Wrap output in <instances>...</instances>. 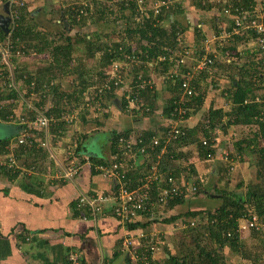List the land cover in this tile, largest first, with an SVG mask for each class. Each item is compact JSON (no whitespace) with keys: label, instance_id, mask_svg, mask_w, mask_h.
<instances>
[{"label":"crops","instance_id":"obj_1","mask_svg":"<svg viewBox=\"0 0 264 264\" xmlns=\"http://www.w3.org/2000/svg\"><path fill=\"white\" fill-rule=\"evenodd\" d=\"M10 1L0 0V10H2L3 4H9ZM19 1L23 2V6H26V12H28L35 31L46 34L47 32L56 33L62 29L63 22H67L63 9L73 0ZM107 2L113 4L112 7H114L115 11L119 9L116 1L107 0ZM145 2L150 4L152 0H145ZM175 4H178V7L176 12L173 13L171 11ZM223 7L224 3L222 0H175L170 11L163 15V17H166L160 21L161 26L168 29L171 22H177L178 27L184 30L177 37L184 44L191 46L195 44V32L199 28L204 34L202 45L205 52L201 57L189 56L185 58V63L180 66H176L175 57L172 59L175 61H170L174 65L166 71L161 70L159 67H157V71L155 68H151L149 72L147 71L148 76L151 73L154 75L153 88H156L160 102L158 103L156 114L150 118L143 117V114L137 110L126 109L124 111L121 93H118L111 100H104L103 98L104 101H100V106L97 105V102L86 106L84 105V100H76L77 97L66 98V100L65 97H63V100L62 98L58 99L53 94L56 91L58 94H68L73 93L77 89L78 83L74 81L77 76L62 75L58 66H55L54 72H47L51 59L48 49H43L40 53L33 51L27 55H22L23 52L20 51L14 54L13 62L15 63L14 66H16L13 72L14 87L3 94L4 103L2 109L4 110V116L7 115V111H13V114L11 113L8 116L12 115L14 119L0 121V142L9 139L8 144L5 146L7 153L0 154V234L9 237L11 240L12 255L0 260V264H70L69 260L75 254L80 259L84 258L86 264H129L127 257L118 250L121 237L124 236L126 230L123 223L114 215V201H103L102 210L98 212L97 216L92 211H88L89 209L86 210L88 211L86 214L79 213L76 206L81 194L96 195L102 192H112L117 181L105 177L95 169L89 168L88 165H84L78 173L68 178L65 175L66 168L71 161L79 158H89L90 160L91 157L108 158L114 132L119 133L129 130L131 131L130 134L137 135L142 133L141 130L159 129L163 124L166 125V123L169 124L171 122L170 118L166 119L162 114L163 101L168 95V82L164 76L158 75L159 73L169 74L170 78L175 80L176 77H173V75L178 77L189 72L194 88L197 89L195 79L199 77L201 70L198 65L205 55L213 54L215 59H220L222 63L225 59L228 62L234 61L238 67H245L247 66L246 63L257 62V60L264 62L262 56L264 54L256 52L247 44L249 39L247 32L234 35L228 39L220 37L221 33L231 29V21L222 12ZM135 12V9L125 8L123 11L125 21H120L119 25L122 26V24L125 25L127 22H132L137 27L138 24L134 21ZM110 25L111 23L102 22L90 24L84 30L90 31V34L94 36L96 32L104 34L110 31ZM68 30L70 31L71 29L68 27ZM76 31H80V28L76 27L72 34ZM93 38L95 39V37ZM141 43L145 45L147 40L142 39ZM41 47L42 45L40 44L39 48ZM77 47L79 52L85 49L83 45ZM237 54L240 56H237ZM99 57L100 55L98 54L96 58L99 59ZM97 64L99 62L96 61L93 70H96ZM129 71L131 72V69ZM216 72L221 74L222 70L214 68L210 71L214 75H216ZM234 72H237L236 68ZM24 74L51 80L50 82L53 85L51 87L52 95L50 90L48 96L44 97L43 95V97L35 96L31 98L29 96V86L23 80ZM233 75H236V73H233ZM91 76L92 81H98L101 78L96 73ZM230 78L223 77L217 85H209L204 106L196 111L195 115L187 118L183 124L195 126L197 123L207 120V112L213 104L215 107H222L227 110L226 107L230 104V101L219 92L231 85ZM200 82L203 83V80L201 79ZM89 86L93 85L90 83ZM89 86L86 91H90ZM254 95L256 96L255 99L257 97L261 99L264 96V89L255 91ZM34 98H36L35 102ZM118 100L121 102L120 105L117 103ZM64 103L66 104L64 105L66 109H70V112L66 115H73L74 117L72 122L66 121L64 118L66 115L62 117V113L59 114L57 111L61 107L64 108ZM29 104L33 108H30ZM39 110L41 112L48 111L54 122L50 124L48 129L53 139L47 142L46 146L39 144V141L44 139L47 133V130L35 120L39 115ZM22 117H25L30 122L22 123ZM63 120H65L66 125L61 129L60 124H62ZM230 127L234 129L235 126L232 125ZM96 132H100L101 138L95 135ZM24 134L33 136L28 138V142H20V136ZM84 134H89V136L87 135L88 137L83 138ZM229 137H232L231 134ZM96 142L99 147H95ZM21 143H25L23 147L19 145ZM87 143H91L92 148H88L89 145ZM28 146L33 149L27 151L29 150L27 149ZM20 147L22 150L18 156L17 151ZM221 149L222 146L220 147ZM246 151L251 156L250 160L252 163L246 162L248 164L246 165V163L237 164L238 161H233L231 173L233 176L239 174L240 178L244 176L246 179L248 176L246 168L250 167V164H254V167L252 166L250 170H254L253 177L244 183L246 186L242 184V188L245 187L247 190L250 185L257 184L259 179L255 165V155L250 149H246ZM142 158H137L129 168L142 170L146 166L145 160ZM253 158L254 160H252ZM196 159L195 156V162L197 161ZM203 166L201 169H203ZM11 169H13L12 172H17L18 175L9 177L7 173H4ZM92 170L96 173H93ZM199 171L202 174L204 173L200 169ZM163 172L167 174L166 171ZM208 172L204 186L208 193L212 195L199 196L191 192L183 205L174 207L167 212L161 209L157 217L160 215V219H162L174 213H184L189 209L215 208L217 206V195L213 190L214 186H216L214 179L218 180V171L216 166H214L212 170L209 168ZM181 176L182 178L187 176V178L182 179L186 183L193 182L188 177V174L181 172ZM240 183L243 182L240 180V182L230 183L229 189L236 190L235 188L239 187ZM224 184L225 182L223 181L221 185L223 186ZM140 219L142 223L148 221L146 216H142ZM181 226L174 227L173 225L157 222L150 224L145 229L146 232L161 233L164 237L165 247H160V250L154 255L156 263H164V257L179 256L174 233L181 229ZM27 232L30 235H26V241L19 242L17 236L20 233L25 234ZM240 237L242 243L249 244L248 242H251L253 244L250 231L243 232ZM165 248L168 249L169 254ZM225 255L229 262L233 264L241 263V259L229 247L225 248Z\"/></svg>","mask_w":264,"mask_h":264},{"label":"trees","instance_id":"obj_2","mask_svg":"<svg viewBox=\"0 0 264 264\" xmlns=\"http://www.w3.org/2000/svg\"><path fill=\"white\" fill-rule=\"evenodd\" d=\"M114 1H116L119 6V9L116 11L114 7H112L113 4L107 2V0H73L71 1L72 3L70 2V4L63 9L65 20H67L69 29L71 30L69 31L68 27H66L63 22L64 25L61 30L56 33L47 32L46 34L35 31L28 12H26V6H21L19 7L20 17L18 19V25L13 28L11 37L9 33H6L0 28V41L4 43L8 38L12 40L13 57L18 51L23 52L22 55H27L33 51L40 53L41 50L48 49L51 59L47 72H54L55 66H58L62 75L77 76L74 79V81L78 83L77 89L73 93L68 94H58L56 91L53 94L56 95L58 99L62 98L63 100V97H65L66 100V98L77 97L76 100H83V93L87 90L90 83L92 85H101L104 79L108 77L105 73L108 66L114 60L128 61V55H141V58L144 60L143 64L131 62L133 80H130L129 83H132L133 86H137L140 83V81H138L139 75L144 78L148 76L147 72L143 73L148 70V60H154L161 55H166L167 58L165 60L158 61L155 65L154 68L156 71L158 69L157 67L166 71L174 65V63L170 62L168 59L171 53L170 49L177 48L179 44L177 37L179 33H182L184 30L178 27L177 22H171L170 27L166 29L161 26L160 23L156 24V20L152 18L146 19L144 24L134 20L138 24L137 27H135L132 22H127L125 25L122 24L121 26L119 22L124 20L123 11L125 8L130 7L136 10L137 3L135 4L136 0ZM245 2V6L248 7L252 0H245ZM177 7L178 4H175L171 12L175 13ZM165 17L159 16L158 19L161 21L165 19ZM167 19L169 22V16ZM101 22L113 23L109 26L110 31L104 34H102V32H96L93 36V34H90V31L84 30L86 27H89L90 24ZM76 27H79L80 31H76L72 34V31H74ZM195 34V44L192 46L189 44L185 45L191 51L190 56L201 57L205 52L202 45L204 34L199 28H197ZM93 37H95V39ZM58 39L61 41L59 42ZM142 39L147 40L145 45L141 43ZM40 44L42 45L41 48H39ZM79 45H83L85 48L82 52L78 51L77 46ZM98 54L100 55L99 59L96 58ZM238 55L239 54H237V56ZM209 56L212 57L213 62L209 64L208 67L200 70L199 77L195 79V84L197 86L195 94L186 102V108H189L188 118L191 115H195L196 111L202 109L204 106L205 100L207 99V87L211 84L217 85L223 77H231L229 79L231 85L221 90V95H224L225 98L230 101L231 108L229 110H224V108L215 107L213 104L207 112V120L199 122L195 126L182 124L180 126L181 133L178 137L170 141L166 152L161 156L159 171H166L168 176H172L180 183H185L182 179L187 178V176H183L182 178L181 172L186 174L189 173L190 175L193 173L198 174L195 156L197 158L196 160L205 161L204 165L209 169V167L213 165L210 162H214L209 155H215L213 159L217 162L216 156L220 151L224 134L230 126L234 125L238 129L246 130V132H244V134L246 133L245 138L237 140L235 146L237 153L243 154L245 149H250L255 155V165L257 167L259 181L257 184L250 185L245 194L238 192V190L229 189L228 184L222 186L221 183L231 175L233 161H236L234 153H231L228 160H219L216 163L218 182H216V186H214L213 190L217 195V206L215 208L200 210L189 209L184 213H174L162 219H160V215L157 217L158 213H156L153 218H151L150 214H147L145 215L146 218H148L146 223H142L141 219H139L138 221L126 224L125 229L129 232H134L137 229H146L150 224L157 222L173 225L174 227L183 225L182 229H178L174 233V239L181 252V256L171 255L169 258L164 257L165 262L163 264H233L228 261L225 255L226 247H229L241 258V263L239 262V264H264V229L256 230L252 228L250 230L253 240V244L250 246L246 245V243H242L241 237L237 233V229L242 220L251 218L254 215L264 217V114H262L264 103L254 100L256 97L254 92L264 89V62L257 60V62L246 63L247 66L245 67H238L235 65L234 61L228 62L227 59H225L222 63L220 59H215L213 54H209ZM13 57L11 61L15 71L16 66H14ZM94 61L99 62L95 67L96 70H93ZM100 68L103 69L101 70ZM214 68L222 70V73L216 72V75L210 73L211 69ZM235 68L237 72H234ZM94 73L101 77L98 81L91 80V75H94ZM122 73L125 74V76H123L124 80L127 79L128 75H126L124 68L122 69ZM233 73H236V75H233ZM158 75L164 76L168 82V95L163 101L162 114L166 119H171L175 101L182 92V75L178 77L177 75H173V77H176L175 80L171 79L169 74L159 73ZM201 79L203 83L200 82ZM23 80L29 86V96L31 98L49 95V92H45L44 89L46 85H50L51 80L49 81L46 78L39 77L36 78L31 74L23 76ZM120 87L121 85L114 87L115 89L112 91H105L103 94H100L101 96L95 94L90 105H93L97 100L102 101L103 98L104 100H111L118 93L122 94ZM132 89H134V87H132ZM96 91L98 90L96 89ZM139 95L143 99V104L140 106V111H137L141 112L143 117H153L156 114L158 103H160L156 88H153V86L143 88L139 91ZM121 97L123 99V110L126 111V109H128L127 101L123 98V94ZM263 98L264 96L261 99ZM0 99L3 100L2 94H0ZM35 101L36 98H34V102ZM64 105L66 104L64 103L63 106ZM57 111L59 114L62 113L63 117L70 112V109L67 110L66 106H64V108L61 107V109L59 108ZM133 111H136V109H133ZM3 112L4 110L1 111V117L4 121L9 120V114H13V111H7V115L4 116ZM43 113L50 117L48 111H44ZM11 119H14V117H11ZM51 123L54 122L52 121ZM65 125L66 122L63 120L62 124H60L61 129H63ZM170 129L171 124L166 123V125L163 124L159 129H146L143 131L141 130V132L144 135L145 142L150 144V140L153 136L163 137ZM130 132L129 130L119 133L114 132L112 134L113 142L110 155L108 158L91 157V161L94 165H108L109 162L115 160V157L121 159L123 157V149L118 144V137L121 135H129ZM87 135L89 136V134H84L83 138L88 137ZM204 139L208 140L207 145L203 144ZM8 142L9 139L0 142V154L7 153L5 146ZM24 144L25 143H21L19 145L23 147ZM29 146L27 148L29 150L27 151L33 149ZM21 147L17 151L18 156L21 153ZM161 147L162 143L156 149L159 150ZM151 155V163L146 165L142 170L128 169L125 171L123 183L127 188L134 189L142 182L149 167L152 162H154L153 156L155 153L151 152ZM12 171L13 169L7 170L4 173H7L9 177L18 175L17 172ZM92 172L96 173L94 170H92ZM198 175L196 178H192L196 190L190 191L184 189L181 194L172 196L168 204L163 207L164 212L183 205L191 192L199 196L212 195L208 193V190H206L204 186L205 178ZM163 185L169 186L167 183H163ZM239 187H242V184H240ZM156 191L157 190L154 188V198H156ZM78 205L79 201L76 202L77 207ZM87 209L91 212L90 206L86 203L78 207V212L86 214L88 212L86 211ZM230 234H233V236L231 237ZM26 235L29 236L30 234L28 232L25 234L20 233V235L17 236V240H19V242H25L27 239ZM158 240V245H160V247H165L164 237L161 233L159 234ZM161 240L162 242L160 243ZM165 250H167L169 254L168 249L165 248ZM10 255H12L11 240L9 237L0 234V260L6 259ZM69 262L72 264L71 259ZM79 264H86L84 258L79 260Z\"/></svg>","mask_w":264,"mask_h":264},{"label":"built area","instance_id":"obj_3","mask_svg":"<svg viewBox=\"0 0 264 264\" xmlns=\"http://www.w3.org/2000/svg\"><path fill=\"white\" fill-rule=\"evenodd\" d=\"M222 1L224 3L222 12L229 17L231 21V29L227 32L221 33L220 37L228 39L234 35L247 32L249 36L247 44L256 52L264 54V0H252L248 7L245 6V0ZM136 3L137 8L134 16L136 22L144 24L146 19L152 18L153 20H156V24H159L160 20L158 17L169 12L175 3V0H152L150 4H147L145 0H136ZM9 5L11 24L8 33L11 37L13 28L18 25V19L20 17L19 7L23 6V2L19 0H11ZM12 43L13 42L10 38L4 43L0 41V94L2 95L7 90L14 87V67L11 61L13 57ZM170 52L168 59L170 61H175L172 59L176 57V66L183 65L185 63V58H188L191 54L188 47L180 40L177 48L170 49ZM166 58V55H161L154 60H148L147 66L154 68L158 61L165 60ZM127 59L128 61L126 62L122 60H114L106 69L105 73L108 77L104 79L101 85L96 84L89 86L90 91L83 93L85 105H90L95 94L101 96L100 94H103L105 91H112L115 89L114 87L121 85L120 91H123V98L127 101L128 109H136L140 111L143 99L140 97L139 91L146 87H152L155 79L153 73L145 78L139 75L138 81H140V83L137 86H133L132 83H128L127 85V79L124 80L123 76H125V74L122 73V69L124 68L126 75H128V71L131 69V62L136 64L144 63L141 55H128ZM212 62V57L205 55L200 61L198 68H206ZM51 85L52 84L50 83V85L45 86V92L48 93L51 90ZM132 87H134V89H132ZM181 87L182 92L174 104V111L170 122L171 129L166 132V135L163 137L153 136L150 140V144L145 142L142 133L137 135L129 134L119 136L118 144L123 149V157L121 159L115 157V160L109 162L108 165H94L89 158H79L71 161L65 172V175L68 178L78 173L84 165H88L89 168L95 169L105 177L117 181L112 192H102L96 195L81 194L78 207L87 203L93 214L97 216L98 212L102 210L103 201L113 200L114 215L124 226H126V224L138 221L140 217L147 214H150L151 218L154 217L156 213L160 212V210L168 204V201L172 196L181 194L184 189L190 191L196 190L194 183H180L172 176H168L164 172L159 171L161 156L166 152L170 141L178 137L181 133L180 126L188 118L189 108H186V102L195 94V88L192 85V77L189 72L182 75ZM96 89L98 91H96ZM255 100L264 103V98L260 99L257 97ZM96 102L98 106L101 105L99 100ZM3 103V100L0 99V121H3L1 117ZM29 107L33 108L31 104H29ZM38 113L39 115L35 119L36 122L47 130L46 137L41 139L39 144L46 146L48 144L47 142H50L51 139H53L48 132L53 117L45 115L41 110H39ZM262 114H264V107ZM11 117L13 116H8V119L12 120ZM64 118L68 122L74 120L73 115H66ZM21 122L29 123L30 121L25 117H22ZM237 134V132L231 131V136H236ZM32 136H30V134H24L20 136L19 141L27 142L28 138H31ZM161 143V149L157 150L156 148H158ZM203 144L207 145L208 140L204 139ZM151 152L155 153L153 156L154 162H152L149 167L144 179L136 188H127L123 183L125 171L130 169L129 167H131L139 157H143L144 159H142L145 160V165H149L152 159ZM209 156L213 159L215 155L210 154ZM216 157L218 159L228 160L230 153L227 150H223L222 152L220 150ZM163 183H167L169 186H164ZM154 188L157 190L156 198L153 197ZM252 228H255L256 230L264 229V217L254 215L251 218L242 220L237 229V233L241 236L243 232L250 231ZM159 234L160 233L158 232H146L145 229H137L134 232L126 230V233L121 238L118 250L127 257L129 264H163L162 262L156 263L154 258L155 253L160 250V245H158ZM230 236L232 237L233 234H230ZM161 242L162 240L160 243ZM71 260L72 264H79L78 255L75 254L72 256Z\"/></svg>","mask_w":264,"mask_h":264},{"label":"rangeland","instance_id":"obj_4","mask_svg":"<svg viewBox=\"0 0 264 264\" xmlns=\"http://www.w3.org/2000/svg\"><path fill=\"white\" fill-rule=\"evenodd\" d=\"M84 2V1H83ZM111 24H113V23H111ZM264 64V63H263ZM147 68H148V72L151 70V68L149 67V66H147ZM147 71H144L143 73H145V72H147ZM129 73H128V78H127V85H128V83L130 82V80H132V78H133V73H131L130 71H128ZM121 92H123L122 90H121ZM219 93H221V91L219 92ZM231 105L230 104H228V106L226 107L227 108V110H229L231 107H230ZM81 114H82V112H81ZM90 116H91V114H90ZM226 120V119H225ZM233 127H229V129L227 130V132L224 134V138L222 139V149H221V152L223 151V150H227L230 154L231 153H234V156H235V159H236V161H238V163L237 164H243V163H246V162H250V163H252V161L250 160L251 159V156H249L247 153H248V151H246V149L244 150V153L243 154H240L239 152L237 153V149H236V146H235V142L237 141V140H239V139H241V138H245V134H244V132H246V130H243V129H238L236 126L234 127V129H232ZM232 129V130H231ZM241 130H243V131H241ZM231 131H235V132H237L238 134L236 135V136H232L231 138L229 137L230 136V134H231ZM95 135H97V137L99 136L100 138H101V134H100V132H96L95 133ZM229 138H230V140H229ZM91 143H87V145H89L88 146V148H90L91 146H92V144L90 145ZM243 144H245V143H243ZM100 145V144H99ZM95 147H99L98 146V144H97V142L95 143ZM92 148V147H91ZM249 154H250V152H249ZM212 160H214L215 161V163L214 162H210V163H212L213 165H212V167H209V168H211V170L214 168V166H216V168H217V162L219 161V160H222V159H218L217 158V162H216V160L215 159H212ZM252 160H254V158L252 159ZM204 164H205V161H204ZM196 165H198V167H197V172H198V174L200 175V176H202V177H206L208 174H209V172H208V167H206L205 165L203 166V162L201 161V160H197L196 161ZM246 165H248L247 163H246ZM202 166H203V169H201L202 168ZM252 166L254 167V164H250V167H247L246 168V172H248V176H247V178L245 179V177L243 176V178H240V175L238 174V175H234L233 176V174L231 173V175L228 177V178H226L225 180H224V182H225V184H228V185H230V183H236V182H240V180L243 182V183H240V184H243L244 185V183H246V181L249 179V178H252L253 177V169H252V171H250L251 170V168H252ZM199 169L202 171V172H204L203 174L202 173H200V171H199ZM250 171V172H249ZM197 173L195 174V173H193V174H189L188 173V175L191 177V179L192 178H196L197 177V175H198ZM236 174V173H235ZM246 174V173H245ZM198 175V176H199ZM190 180V179H189ZM192 181H193V179H192ZM191 181V182H192ZM194 182V181H193ZM192 182V183H193ZM216 182H218V180L215 178L214 179V183H216ZM239 184V183H238ZM237 184V185H238ZM234 185V184H233ZM244 186H246V184L244 185ZM242 187H236L235 189L236 190H238V192H240V193H243V194H245V192H246V188L245 187H243L242 189H241ZM234 190V189H233ZM213 192V191H212ZM183 228V225L181 226V229ZM253 241V240H252ZM254 242H255V240H254ZM249 244H246V245H249L250 246V244H251V242H248ZM178 254H179V256H181V252L178 250ZM237 256V255H236ZM237 257H239V256H237ZM236 258V257H235ZM241 259V258H240Z\"/></svg>","mask_w":264,"mask_h":264},{"label":"water","instance_id":"obj_5","mask_svg":"<svg viewBox=\"0 0 264 264\" xmlns=\"http://www.w3.org/2000/svg\"><path fill=\"white\" fill-rule=\"evenodd\" d=\"M11 24L10 19V10H9V4H3L2 10H0V28H2L3 31L6 33L9 32ZM66 27H69V24L67 22H64ZM119 105L121 104L120 100L117 102Z\"/></svg>","mask_w":264,"mask_h":264}]
</instances>
